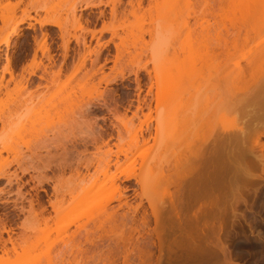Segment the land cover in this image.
I'll return each mask as SVG.
<instances>
[{"label":"rangeland","instance_id":"rangeland-1","mask_svg":"<svg viewBox=\"0 0 264 264\" xmlns=\"http://www.w3.org/2000/svg\"><path fill=\"white\" fill-rule=\"evenodd\" d=\"M171 1L131 0L130 4L128 0H0V241L10 236L18 243L15 253L1 263L9 258L14 263L51 264V247L64 240L76 243L75 252L68 258L70 264H124V259L127 264H138L140 260L144 264L147 260L151 264H178L173 257L181 253L180 246H172L168 257V239H174L170 226L165 229L168 234H163L166 239L163 237L161 249L157 243L150 251L140 243H132L155 227L153 209L162 212L168 225L173 188L156 177L157 183L140 184L125 174L139 173L141 165L153 159L157 146L164 148L160 143L165 136L152 137L155 127L159 132L163 126L182 122L194 113L191 109L196 99L194 103L183 97L184 101L172 103L168 98L178 75L195 74V79L188 77L190 80L185 82L181 91L184 96L195 85L190 87V83L200 80L197 76L208 74V80L209 74L217 72L222 75L221 79L217 77L221 94L213 96L206 86L207 94H203L208 98L203 105L209 106L208 99L215 102L219 97L220 116L216 114L218 118L208 121L203 118L208 125L203 122L204 131L200 133L210 129L211 135L201 143L203 152L197 168L181 180L198 181L210 175L208 170L213 166L223 167V176L219 177L230 184V189L227 186L220 196L231 198L232 187L246 203L235 205L234 214L226 212L228 234L221 232V239L231 248L234 263L264 264V160L260 156L264 149L260 152L254 135L264 132L262 13L257 14L260 11L253 6L249 7L251 13L246 5L244 9L243 0H223L222 9L218 0L208 1L209 5L202 0ZM200 12L210 24L204 33L212 36L203 43L205 47L198 45L205 53L210 50L206 59L197 43L193 44L200 28L192 33L183 27V19L191 26ZM41 20L56 24L38 23ZM235 32L239 36L232 43L230 34ZM215 33H227L228 37L222 36L229 41L228 48L217 47ZM6 37L7 44H3ZM193 45L194 50L198 49L192 53L203 54L205 61L201 57V62H194L193 55L188 58L187 50L191 51ZM147 72L164 76L159 80L158 105L154 101L155 86L152 94H147L151 82ZM169 76L174 80L170 77L173 81L168 82ZM204 76L200 80L203 85L214 81L211 77L210 84L204 83ZM185 87L190 89L186 92ZM201 95L195 94L199 98ZM196 109L200 111V107ZM207 113L204 115L209 117ZM3 120L8 125L5 131ZM140 126L137 144L132 133ZM260 141L264 142L263 136ZM173 144L181 146L175 141L171 142L172 148ZM108 159L111 163L106 175L103 164ZM116 160L121 163L119 168ZM94 179L96 183H92ZM252 179L255 184L246 182ZM104 206L116 211L113 218L107 219L102 212ZM194 209L184 213L191 214ZM144 211L148 214L146 223L141 219ZM196 216L200 225L203 215ZM202 238L200 234L193 242L199 245ZM219 257L214 258L221 260ZM221 261L213 264H223Z\"/></svg>","mask_w":264,"mask_h":264},{"label":"bare ground","instance_id":"bare-ground-1","mask_svg":"<svg viewBox=\"0 0 264 264\" xmlns=\"http://www.w3.org/2000/svg\"><path fill=\"white\" fill-rule=\"evenodd\" d=\"M129 1V3L131 2V0H128ZM138 1H141V0H138ZM203 1V3L205 4V5H207L208 4V1H210L211 2V0H202ZM215 2H216V0H214ZM218 1H219V3L220 4H222V5H220L219 3H218ZM217 1V4H219L220 5V7H219V5H216L217 7H219L220 9H222L223 7H224V5H225V1H223V0H218ZM172 2V4H176L177 3V0H174V1H171ZM174 2V3H173ZM231 3V2H230ZM229 3V4H230ZM245 3V4H244ZM131 4V3H130ZM228 4V6H230ZM233 4V3H232ZM231 4V5H232ZM209 5V4H208ZM244 5H246L245 7L246 8H248V10L249 9H251V8H249L250 6L252 7L253 6V8L254 7H257L258 8V10L260 11V12H256L257 14L258 13H262V15H261V17H259L260 19V22H261V27H260V33L262 32V31H264V0H243V7H244ZM173 6V5H172ZM233 7V6H232ZM244 7V9H246ZM174 8V7H173ZM219 8H217V10L219 9ZM243 9V10H244ZM214 10V9H213ZM247 10V9H246ZM251 11H252V9H251ZM251 11L249 10V12L251 13ZM255 11V10H254ZM248 12V11H247ZM248 12V13H249ZM253 12V11H252ZM215 13V12H214ZM214 13L212 14V15H214ZM216 13H218L217 11H216ZM249 13V14H250ZM219 15V14H218ZM204 13L203 12H200L199 14H197L195 17H194V20H193V24L190 26V25H188V22L185 20V19H183L184 21H183V27L185 26V28H189L190 30H191V32L193 33L195 30H196V28L197 27H199L200 28V30L198 29V32H197V37H195V38H197L196 39V41L193 43V44H195V43H197V47H198V45H202L203 43L205 44V42L207 41V40H209V38H210V36L211 35H209V37H208V35L206 34V33H204L205 32V30L207 29V27H208V19L206 20V18L204 19ZM211 16V15H210ZM215 16H217V15H215ZM215 18V17H214ZM186 21V22H185ZM24 22V19L23 20H21L20 21V23H23ZM38 23H40V24H56L54 21H51V20H41L40 22H38ZM210 25V24H209ZM17 29V28H16ZM16 29H14L13 30V32L14 33H16ZM12 32V33H13ZM90 32V31H89ZM92 32H94L93 30L91 31V33ZM208 33V32H207ZM217 33V32H216ZM215 33V37L213 38L216 42V45H217V47L220 49V48H223V47H227V45L229 44V41L227 40V38H223V36H226V34L227 33H225V34H216ZM246 34L247 33H245V34H243V36L245 35L246 36ZM223 35V36H222ZM231 35V37L230 38H232V40H230L232 43H235L234 41H236L237 39V37L239 36V32H235V34L233 35V34H230ZM226 37H228V35L226 36ZM210 39H212V36H211V38ZM7 41H8V37H6L5 39H3V41H2V43L3 44H7ZM211 42V41H210ZM209 42V43H210ZM213 42V41H212ZM200 43V44H199ZM207 43V42H206ZM231 43V44H232ZM203 44V45H204ZM202 45V46H203ZM215 45V44H214ZM230 45V44H229ZM233 45V44H232ZM206 45H204L203 47H205ZM208 46V45H207ZM192 47V46H191ZM190 47V48H191ZM196 46H194L193 45V47L191 48V51L190 50H187V51H189V52H187V54H188V58H190L191 57V55H193L192 57H193V59H194V62H195V59H197L199 62H203V60L205 61V59L206 58H208V56H210L211 55V53L208 51V48H207V51H208V53L206 54L204 51H201V49L199 50V51H201V53H203L204 52V56H205V59H204V56H201V55H203V54H200L199 53V55H194V53L196 54L197 52V49H193V48H195ZM201 47V46H200ZM216 47V46H215ZM189 48V49H190ZM205 48V49H206ZM218 48H216V49H218ZM228 48V47H227ZM193 50L195 51L194 53H192L193 52ZM215 51V50H214ZM191 52V53H190ZM224 52V51H223ZM214 52H213V50H212V54H213ZM217 52H215L214 54L215 55H217L216 54ZM221 53V52H220ZM206 54V55H205ZM209 54V55H208ZM208 55V56H207ZM215 55L213 56V57H215ZM198 56V57H197ZM186 58H187V56H185ZM202 57V58H201ZM212 57V58H213ZM217 57V56H216ZM198 58H201L200 60L198 59ZM219 58V57H218ZM191 59V58H190ZM192 59V60H193ZM203 59V60H202ZM209 59H211V57L209 58ZM191 60V61H192ZM196 60V61H197ZM215 60H217V59H215ZM219 60V59H218ZM208 61V60H207ZM213 61V60H212ZM193 62V61H192ZM215 62V61H214ZM210 63V62H209ZM220 63V62H219ZM219 63H217V61L215 62V64H219ZM223 63V62H222ZM221 63V64H222ZM205 64V63H204ZM214 66V65H213ZM222 66V65H221ZM221 66H218V68L219 67H221ZM211 68H212V66H210ZM216 67V66H215ZM213 68V69H216V68ZM217 68V69H218ZM194 70V69H193ZM200 70H202V69H200ZM212 70V69H211ZM212 71H216V70H212ZM207 72V71H206ZM148 73V72H147ZM191 73L192 72H190L189 74H187V72L186 73H181L180 75H178V77L174 80V78L172 77V76H169L168 77V82L170 81H173V83H171V85H172V89H171V91L169 92V94L171 95L172 94V92H173V94L171 95V96H169L168 98H170L171 97V100H172V103H174V102H178V100H180V101H184V98H185V100H192L191 102H194L195 103V101H194V99H196V102H197V104L195 105V108L196 107H200V111H198L197 109V112L196 111H194L195 110V108L193 107V109H191V111L192 112H194L193 114L192 113H190V115L188 114V116H185L184 117V119H183V121L182 122H179V123H177V122H174L173 124H171V125H166V126H163V128H160V129H162L161 131H159L158 132V127H155L154 128V130H155V133L153 134V139H156V137L155 136H157L158 134H162V136L164 137H166L167 138V141H166V138L164 139L163 138V142H159L161 145V147H164L163 149L162 148H160V147H158L157 146V148H159L158 150H156L155 152V156H154V154H152V156H153V159L151 160H149L148 162H144L142 165H141V167H140V170H139V173H135V172H133V173H131V172H127V174H125L126 175V177L128 178V177H130V176H132V177H135L136 179H137V183H140V184H146L147 183V181L148 182H154L156 179H155V177L157 178V180H158V178L160 179V181H164L165 183H167L168 184V186H171V188H173L172 190H171V193H170V198H169V200H170V205H171V208L172 209H170V215L171 216H168V215H166V216H168V217H166V219H168V225L166 224L167 222H165V220H164V218H163V215H161V213H159V211H154V209L152 210V212H151V216H152V218H153V221H154V224H155V227L150 231V233L149 234H147L145 237H142V239L139 241L138 239H136L135 241H132V243H134V244H137V243H140L141 244V246H142V248L143 249H145L146 251H150V249H151V245H155L156 243H157V247L159 246L160 247V249L162 248V243H163V240H164V236H163V234H168V232H165L166 230L165 229H167L168 227L167 226H170L169 228H170V233H172L174 236H172V237H174V239L176 240H174L173 238L170 240V239H168V244H167V249H168V251H169V253H168V257L170 258V251H171V248H172V246H174V245H177V246H180L181 248H182V251H181V253L180 254H177L175 257H173L174 259H176L175 261H177L178 262V264H205V263H207V264H209L210 263V259H212L213 260V263L215 262L216 263V260L217 261H219L218 263H220V261L222 260V261H224V262H222L223 264H231V263H234L235 261H233L232 260V254H231V248H229L228 247V245L227 244H225V241L223 240V239H221V232H224V231H226L225 229H226V227H227V225H228V220H227V218H226V212L227 211H231L233 214H234V211H235V205H237L240 201H242L243 203H246V200H245V198H243L242 197V194L240 195V193L238 194L237 192H234V191H236V189L233 191V189H232V187H231V191L233 192V194H231V198H227V197H225V198H222L221 196H220V194H221V191L223 190V189H225V188H227V186H228V188L230 189V184L229 183H226V182H224L223 180H222V178H220L221 176H223L222 175V170H223V167H220V166H213L212 167V169H210V171L208 170V172H209V174L210 175H208V174H206V175H208L207 177L204 175L203 177H202V179L201 180H196V181H194V182H192V181H188L187 183L185 182V181H183V180H181V176H183L184 174H187V173H189V172H191L192 170L194 171L196 168H197V166H198V158L202 155V150H200L201 149V143L202 142H204V141H206L208 138H209V136L211 135L210 134V129L209 130H207L209 133L207 134L208 135V137H207V135H206V133L205 132H207L206 130H205V132L203 133H200L201 132V130H203L202 128V124H203V122H205V124H207L208 125V122L206 123V121H203L204 119L203 118H207V121H208V119L210 120V118H212L213 117V119L216 117V114L217 115H219L218 114V112H217V110H219L220 111V109L222 108V107H220V105L222 104H220L219 103V97H218V100L217 101H210L211 99H208L209 100V102H211L210 103V105L209 106H206V107H208V108H206L203 104H205V101L207 100V98L208 97H205V95L203 94V93H206L208 90H206V89H209V90H212L211 92H212V95L213 96H217V95H220L221 94V92L220 91H218V90H220V88L219 87H221L220 86V84H221V80H219L217 77L219 76L218 74H217V72H213V75L212 74H209V76H208V80H207V78H206V76L208 75H206V76H204L205 75V73H204V75H202L201 74V72L199 73V75L200 76H197V79H198V77H199V79L201 80V77H205V81H204V83L205 82H209V80H210V78L211 77H213V79L212 80H214V81H211L212 83L210 84V82H209V84L210 85H207L208 83H206V84H204L203 85V80L202 81H200V80H198L197 82H193V84H192V82L190 83L191 85H189L190 87H192L194 84V86H193V88H189L190 89V91H188L189 89L188 88H186V92L188 91V93H187V95H184V96H182L183 95V91H184V86H186V84H187V81H189L191 78H193L194 77V79H195V74H194V72L192 73L193 75H191ZM157 74H159V73H157ZM156 73L154 74V75H151L150 73H148V75H149V79H151V82L149 83V86H148V90H147V94H152V88H153V86H155V90H157L154 94V101L156 102L155 104L156 105H158L159 103H161V102H159L160 101V92H158V89H159V87H160V83H161V81H162V78L164 77L162 74H159L160 75V78H159V76L157 75ZM183 74V75H182ZM215 74V75H214ZM216 74H217V76H216ZM196 75H198V73L196 74ZM168 76V75H167ZM214 76H216V77H214ZM173 79H171V78ZM188 77L190 78V79H188ZM170 78V79H169ZM215 78V79H214ZM219 78L221 79L222 78V75L221 76H219ZM193 79V80H194ZM196 79V80H197ZM203 79V78H202ZM159 80H161V81H159ZM166 80V81H167ZM192 80V79H191ZM165 81V82H166ZM185 82H186V84H185ZM200 82V83H199ZM201 82H202V87H201V89H200V84H201ZM214 82V83H213ZM167 83V82H166ZM189 83V82H188ZM220 83V84H219ZM160 84V85H159ZM169 85H170V83H169ZM168 85V86H169ZM165 86V85H164ZM167 86V85H166ZM206 86H209V88L207 87L206 88ZM204 87V88H203ZM170 88V87H169ZM206 88V89H205ZM182 89H183V91H182ZM205 90L204 92L202 91V90ZM199 90H200V92H199ZM178 91V92H177ZM182 91V92H181ZM198 92V93H197ZM220 92V93H219ZM208 93H210V91L208 92ZM146 94V95H147ZM166 94H168V93H166ZM195 94H202L203 95V97H198V96H195ZM207 94V93H206ZM164 95V94H163ZM201 95V96H202ZM257 95V94H256ZM260 95V94H259ZM208 96V95H207ZM152 97V95L150 96V98ZM184 97V98H183ZM214 97V98H215ZM221 97V96H220ZM228 97H231V96H228ZM182 98H183V100H182ZM206 98V99H205ZM210 98V97H209ZM144 99V98H143ZM204 99V100H203ZM230 99V98H229ZM228 99V100H229ZM232 99H233V97H232ZM165 100V99H164ZM170 100V99H169ZM168 100V101H169ZM171 100L169 101V103L171 104ZM212 100H214V99H212ZM144 101V100H143ZM162 101V100H161ZM166 101V100H165ZM179 101V102H180ZM188 101H187V103H188ZM201 101V102H200ZM203 101V102H202ZM231 101V100H230ZM138 102V101H137ZM159 102V103H158ZM190 102V103H191ZM209 102H206V104L207 103H209ZM212 102H213V104H212ZM221 102V101H220ZM229 102V101H228ZM233 102V101H232ZM185 102H183V104H184ZM190 103L188 104L189 106H192V104L193 103H191V105H190ZM224 101H223V105H224ZM182 104V105H183ZM198 104H200V105H203L204 107H201V106H197ZM233 104V103H232ZM187 105V104H186ZM188 105L186 106L187 107V109H188ZM139 106V105H138ZM149 107V106H148ZM185 107V106H184ZM186 107H185V109H186ZM225 107V106H224ZM138 108V107H137ZM139 108H141V107H139ZM138 108V109H139ZM220 108V109H219ZM228 110V109H227ZM136 111H137V109H136ZM222 111V110H221ZM189 112H190V110H189ZM207 112H209L210 113V116L209 117H206L205 115H207L208 113ZM223 112V111H222ZM205 113H207V114H205ZM224 113V112H223ZM229 113V112H228ZM231 113V112H230ZM229 113V114H230ZM259 113V112H258ZM263 113V112H262ZM134 114H135V112H134ZM192 114V115H191ZM205 114V115H204ZM256 114V113H255ZM136 115V114H135ZM134 115V116H135ZM212 115H214V116H212ZM263 117H264V113L263 114H261ZM220 116V115H219ZM222 116V115H221ZM223 116H224V114H223ZM256 116H258V115H256ZM188 117H194V119H195V117H196V120H194L193 121V118L192 119H190V118H188ZM261 117V116H260ZM216 118H218V117H216ZM257 118V117H256ZM212 119V120H213ZM258 119H259V116H258ZM206 120V119H205ZM196 121H197V124H196ZM200 122V124H199V122ZM215 123H216V121L215 120H213ZM213 121H210L211 123H209V124H213ZM194 122H195V124H194ZM4 123H5V120H3V130L5 131V129L8 127V125L6 124V125H4ZM215 123H214V125H215ZM244 123V122H243ZM189 124V126H187ZM195 126H193V125ZM205 124H203L204 126H205ZM126 125V124H125ZM124 125V126H125ZM214 125H212V127L211 128H213L214 127ZM253 125V124H252ZM251 125V126H252ZM254 125H257L256 126V128H258V124L257 123H255ZM22 126V125H21ZM157 126V125H156ZM198 126V127H197ZM210 126V125H209ZM243 126V125H242ZM247 126V125H246ZM246 126H245V128H246ZM168 127V128H167ZM170 127V128H169ZM182 127H183V129H182ZM188 129H187V128ZM208 127V126H207ZM253 127H255V126H253ZM252 127V128H253ZM165 128V129H164ZM167 128V129H166ZM191 128H195V130H193V129H191ZM149 128L147 127V129L146 130H148ZM190 129V130H189ZM248 129V128H247ZM254 129V128H253ZM150 130V129H149ZM187 130H189V131H187ZM256 130V129H255ZM199 131V132H198ZM204 131V130H203ZM212 131H213V129H211V133H212ZM233 131V130H232ZM242 131V130H241ZM257 131V130H256ZM140 132H141V126L138 128V129H135L134 131H133V133H132V138L134 139V142H136L137 144H138V136L140 135ZM143 132V131H142ZM148 132V131H147ZM150 132V131H149ZM249 132V131H248ZM253 132H255L254 130H253ZM142 134V133H141ZM210 134V135H209ZM257 134V135H256ZM258 134H260L259 136H258ZM155 135V136H154ZM238 135H239V133H238ZM237 135V136H238ZM243 135H244V132H243ZM255 136H257L256 138H255V143L257 144V146L259 147V149H261L260 150V152L262 151V153H263V149H264V142H261L260 141V137L261 136H263L264 137V132H260L259 133V131H258V133L256 132L255 134H254ZM246 136V135H245ZM244 136V137H245ZM207 137V138H206ZM239 137V136H238ZM242 137V136H241ZM240 137V138H241ZM161 139H162V137H160ZM239 138V139H240ZM247 138V137H246ZM160 139V140H161ZM242 139V138H241ZM132 140V139H131ZM144 141L146 140V139H143ZM169 140V141H168ZM178 140V141H177ZM243 140H245V139H243ZM147 141V140H146ZM162 141V140H161ZM166 141V143H164ZM177 142L179 145H181V146H183L182 148H181V146L179 147V148H177L176 147V143L175 144H173V145H175L173 148H172V145H171V142ZM162 143H164V144H162ZM169 143V145H166V144H168ZM184 143V144H183ZM205 143V142H204ZM142 144H143V141H142ZM145 144V143H144ZM155 144H156V142H155ZM163 145V146H162ZM166 146V147H165ZM167 147H170V148H167ZM176 147V148H175ZM174 149V150H172V149ZM6 150H9V148L8 149H6ZM169 150H171V151H169ZM264 154V153H263ZM263 154H261L260 156H261V160H264V155ZM107 156H109V155H107ZM151 157V156H150ZM111 160H106V161H104V170H105V174L107 175V172H108V170H109V166H110V162ZM115 165L117 166L116 168H119L120 166H121V163H119V161L118 160H116L115 161ZM261 166H262V164H261ZM263 168H264V165H263ZM138 171V170H137ZM262 171H264V169L262 170ZM213 175H216L215 177H213ZM221 175V176H220ZM220 176V177H219ZM185 177V176H184ZM209 177H210V179H209ZM152 178V179H151ZM111 181L113 180V177H112V179H111V177L109 178ZM135 179V180H136ZM151 179V180H150ZM154 179V180H153ZM157 180H156V183H157ZM221 180V181H220ZM246 181V180H245ZM254 181L255 180H247L246 182L248 183H254ZM97 182V180L96 179H94V180H92V183H96ZM162 183V184H165V183ZM233 182V181H232ZM232 182H230V183H232ZM245 182V183H246ZM258 182V181H257ZM113 183V182H112ZM256 183V182H255ZM254 183V184H255ZM167 184H165V185H167ZM113 185V184H112ZM259 187V186H258ZM170 188V187H169ZM170 188V189H171ZM255 188V187H254ZM201 191V193L200 194H198V192H200ZM230 191V190H229ZM254 191H255V189H254ZM170 192V191H169ZM238 195H236V194ZM246 193V192H245ZM244 193V194H245ZM223 194H225V193H223ZM230 194V193H229ZM235 194V195H234ZM208 196V200H206V201H203L206 197ZM224 197V196H223ZM183 200H184V202H183ZM204 204H203V203ZM184 203V204H183ZM198 204V205H197ZM204 206H203V205ZM194 205H196L197 207L195 208L194 207ZM194 209L193 211L191 210V214H186V213H184V211H189L190 212V210L189 209ZM251 208V207H250ZM109 209V208H108ZM107 209V207H103V209H102V212L103 213H105L106 214V216H107V219H111V218H113L112 216L113 215H115L116 213V211H114V210H108ZM171 210H172V213H171ZM58 212V211H57ZM196 213H202V215H203V217L201 218V226H202V228L201 229H199L200 228V225H198L199 224V221L197 220V216H196ZM104 214V215H105ZM124 219H126V217H124ZM141 219H142V222L143 223H146V219H148V214L146 213V211H144V212H142L141 213ZM232 221V220H231ZM231 224V223H230ZM166 226V227H165ZM159 229H158V228ZM157 229V230H156ZM6 233L8 234V231H6ZM170 233H169V235H170ZM200 234H202V236H203V242H200V244L198 245V244H195L194 242H193V240H194V238L195 237H199L200 236ZM226 234H228L227 233V231H226ZM260 234V233H259ZM176 235V236H175ZM258 236V235H257ZM164 237V238H163ZM166 237H168V236H166ZM171 237V236H170ZM176 237V238H175ZM166 239V238H165ZM260 239V238H259ZM165 241V240H164ZM224 241V242H223ZM1 244H0V251H1V255H0V264H21V263H19V262H16V263H14L15 262V260H9V258H8V260L5 262V263H1V261H3L4 260V258H6V257H8V255L11 253H15V251H16V245L18 244V243H15V241L13 240V239H11V237L10 236H8V238L7 239H2L1 241ZM189 242V243H188ZM264 242V241H263ZM262 242V243H263ZM7 244H10V246L8 247L7 246ZM29 246V245H28ZM264 247V246H263ZM23 248V247H22ZM53 250H54V255H53V257H50V256H48V259L50 258L52 261H51V264H70V262L68 261V258L69 257H71L70 255H72L73 254V252H75V248H76V243H73V241H72V243L70 242V244L69 243H67V242H64V240H62L61 241V243H58V244H55V245H53L52 247H51ZM27 249V248H26ZM264 249V248H263ZM24 250L25 249H23L22 250V253L24 254L25 252H24ZM28 250V249H27ZM68 252H69V255H67L68 254ZM149 253V252H148ZM263 253H264V251H263ZM218 254H220L221 255V260H219L220 259V255H218ZM261 254V253H260ZM4 255H6L5 257H3ZM68 257H67V256ZM216 256H218L219 257V259H215L214 257H216ZM262 256V255H261ZM264 256V255H263ZM20 257V255H18V257H17V259ZM214 258V259H213ZM260 259L262 260V258L260 257ZM145 260H147V259H145ZM212 260H211V262H212ZM215 260V261H214ZM261 260H259L260 262H261ZM71 261V263H73L74 262V258L73 259H71L70 260ZM148 261V260H147ZM146 261V264H151L150 262H147ZM127 260H125L124 259V264H127ZM139 263L138 264H144L145 263V261L144 260H140V261H138ZM176 262V263H177ZM212 263V264H213ZM264 263V262H263ZM74 264H76V263H74ZM234 264H237V262L236 263H234Z\"/></svg>","mask_w":264,"mask_h":264}]
</instances>
